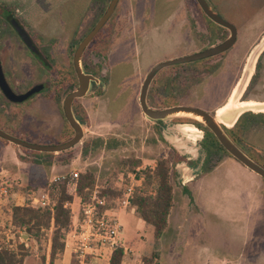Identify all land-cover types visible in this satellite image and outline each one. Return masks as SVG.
<instances>
[{
    "label": "rangeland",
    "instance_id": "374dc122",
    "mask_svg": "<svg viewBox=\"0 0 264 264\" xmlns=\"http://www.w3.org/2000/svg\"><path fill=\"white\" fill-rule=\"evenodd\" d=\"M207 1L236 27L235 45L221 56L160 70L148 92L151 108L182 105L215 116L236 87L243 100L264 103V0ZM109 2L0 0V55L6 77L19 94L37 84L44 85L42 91L16 104L18 123L8 112L0 118L1 130L43 146L65 144L73 138L74 130L63 113V101L78 86L63 84L62 74L73 68L70 48L93 28ZM6 4L12 8L9 16L2 6ZM125 10L132 14L128 25L138 24L131 40L122 42L113 59L108 60L112 39L118 34L107 30L109 47L103 49L94 43L83 55L85 72L101 83L92 82L88 96L73 105L74 112L83 118H77L84 129L82 141L70 150L44 156L0 140V242L19 256L24 254L23 264H42L44 255L48 264L52 232L41 246L27 237H18L21 232L14 230L11 223L13 207H32V197L45 188L51 191L50 200L55 204L61 186L71 182V173L80 176L86 171L95 173L99 191L112 187L123 195L128 187H133L134 194L141 181L132 174L125 175L120 161L139 160L144 169L153 167L160 158L174 163L179 156L184 161L174 165V204L159 241L154 240L153 228L138 218L132 206L122 208L115 201L112 210L122 226L119 242L127 251L122 264H264V180L226 152L211 156L203 167L206 155L200 144L205 133L185 122L193 118L179 114L153 121L142 113L138 101L146 75L159 63L173 60L169 53H200L226 40L230 31L210 23L194 0H119L109 29L126 24L118 21ZM178 10L189 19L191 30L185 35L191 37L189 44L179 30L169 32L171 15ZM18 20L42 49L46 63L20 44L16 29L11 26ZM158 29L161 36L154 40L150 35ZM261 108L264 107L245 109L238 116L237 112L224 114L222 120L232 126H222L232 128L241 115L263 113ZM5 109H9L8 105ZM245 138L246 146L239 148L264 169V116L256 119ZM98 139L105 144L96 145ZM17 157L19 161L24 159L25 164L18 163L16 167L13 163ZM63 176L66 180L52 189L53 180ZM3 189L8 191L6 195ZM70 190L76 193L73 185ZM74 200L69 205V231L83 216L84 206L79 198ZM22 244L24 248H20ZM109 258L110 252L105 251L96 264H108ZM55 264L67 261L62 258Z\"/></svg>",
    "mask_w": 264,
    "mask_h": 264
},
{
    "label": "trees",
    "instance_id": "16d2710c",
    "mask_svg": "<svg viewBox=\"0 0 264 264\" xmlns=\"http://www.w3.org/2000/svg\"><path fill=\"white\" fill-rule=\"evenodd\" d=\"M2 6L4 10L8 12L7 16L12 14L11 6L7 4ZM200 11L210 21V23L216 25L204 14L201 8ZM108 23L94 38L89 47L94 43L103 47V49H107L109 47L110 39L107 37ZM11 26L14 25L11 24ZM76 46L77 44L70 48L71 54L74 53ZM221 55L222 54L215 57ZM103 56L105 57V55ZM62 76L63 79L61 80L63 84L71 83L73 86L78 84L74 68H72L71 72L69 71ZM59 91L60 90L57 89V93H59ZM164 107H167V105H164ZM74 113L80 121H83V118L79 113ZM260 116H264V113L255 114L247 112L239 117L238 121L232 128L222 127L234 143L241 149H244V146H246L247 143L245 135L247 131H249L256 123V119ZM185 122L192 123L205 133V136L200 144L206 155L203 167L207 165L211 156L221 152L228 153L218 142L214 134L202 123L195 119H185ZM104 144L105 141L102 139H98L96 141V145L98 146H102ZM23 150L37 155H55L54 153H40L24 148ZM20 160L25 161L21 158ZM183 161L184 158L179 156L176 158L174 163H172L168 158H160L156 160L153 167H146L144 169H141L142 165L139 160L125 159L120 161L121 168L124 170L126 169L125 175L132 174L135 176L137 181H141V185L132 195L131 206L135 209V213L138 218L153 228V237L155 241H159L163 237L168 227L169 216L175 199L173 178L176 175V172L174 168ZM190 164L194 167L196 166V163ZM48 165L51 166V164ZM73 183V181L64 182L61 186L60 196L56 203L52 206H46L43 208L15 206L12 208L11 223L14 230L21 232L18 237L21 238L26 236L28 240H34L38 246H41L43 240L47 239V234L52 232L48 264H55V262L62 259V256L64 255L66 234L72 226V211L69 205L72 204L75 197H77L80 199L81 205L85 206L89 202L94 189L98 188L97 177L95 173L91 171H86L79 176V179L76 181V193H73L70 190ZM121 195L122 192L120 190L115 188L113 189L112 187H103L100 189V197L106 200V209H114L115 201L118 202ZM24 247V244L20 246V248ZM124 256V249L117 248L112 252L108 264H122ZM24 258V254L19 256L16 251L10 249V247L2 245L0 242V264H23ZM46 259L47 257L44 255L42 257V264H46Z\"/></svg>",
    "mask_w": 264,
    "mask_h": 264
},
{
    "label": "water",
    "instance_id": "95a60500",
    "mask_svg": "<svg viewBox=\"0 0 264 264\" xmlns=\"http://www.w3.org/2000/svg\"><path fill=\"white\" fill-rule=\"evenodd\" d=\"M199 5L204 14L213 21L216 25L226 28L230 31L229 37L221 42L218 45L212 46L200 53L188 56H182L175 58L173 60L164 61L156 65L152 68L148 74L146 75L143 84L141 86L140 94H139V105L142 113L153 121H164L169 117L176 116L179 114L190 116L195 120H198L202 123L206 128H208L216 137L218 142L223 146V148L239 163H241L244 167L249 169L251 172L255 173L259 177L264 180V169L255 163L245 152H243L234 141L228 136L225 130L222 127L216 118V115H212L209 112L195 107L189 106H173L165 109H154L151 108L148 104V92L152 82L154 81L156 75L163 68L187 64L195 61H201L205 59H209L215 57L217 55L223 54L230 50L237 41L238 31L235 26L227 22L223 19L208 3L207 0H195ZM119 3V0H110L109 5L101 16L99 21L94 25V27L83 37V39L77 45L73 56V66L78 79V87L76 90L69 93L64 101H63V113L66 121L74 130L73 138L65 144L61 145H37L33 143H29L18 139L3 130L0 129V137L9 143L16 145L19 148H24L30 151L40 152V153H54L58 154L67 150L72 149L77 144H79L84 138V129L80 121L76 118L73 110V104L76 99L84 98L90 90L92 82L100 84V79L92 74H88L85 72L82 66V59L86 49L89 47L94 38L98 35V33L102 30V28L107 24L109 19L114 14L116 7ZM16 31L21 36V39L25 43V45L34 53H36L42 60L43 56L39 51V48L35 44L32 37L22 28L18 27V23L15 25ZM45 61V60H44ZM0 86L7 96V98L13 102H23L27 100L30 96L39 93L43 90L44 85L40 84L33 88H31L28 92L20 95H16L7 84L5 80V76L2 70L1 61H0ZM238 119V117H237Z\"/></svg>",
    "mask_w": 264,
    "mask_h": 264
},
{
    "label": "built area",
    "instance_id": "2783aa9c",
    "mask_svg": "<svg viewBox=\"0 0 264 264\" xmlns=\"http://www.w3.org/2000/svg\"><path fill=\"white\" fill-rule=\"evenodd\" d=\"M71 181L76 191V181L79 178L78 173H71ZM66 177H58L52 182L53 185L64 182ZM133 187H128L118 204L122 208L131 206ZM3 194L8 193L2 190ZM51 191L47 188L42 189L39 194L32 197L33 208H43L52 206L54 203L50 200ZM106 200L100 197V191L95 188L89 202L82 209V218L78 219L75 229L68 232L65 239V250L71 254V264H94V262L103 257L105 251L110 255L117 248H123L119 242V235L122 232V226L115 215L114 210L106 209ZM124 249V248H123ZM127 252V251H126ZM125 252V253H126Z\"/></svg>",
    "mask_w": 264,
    "mask_h": 264
},
{
    "label": "crops",
    "instance_id": "0c3cea01",
    "mask_svg": "<svg viewBox=\"0 0 264 264\" xmlns=\"http://www.w3.org/2000/svg\"><path fill=\"white\" fill-rule=\"evenodd\" d=\"M122 14L124 16H121L120 19H118V21H119V23H122L124 21L126 24L123 25V27L120 26V25H113L112 26V31L111 32L114 33V34L117 33L118 35L116 37H113V39H112V47H111L110 52L108 54V60H110V59L112 60L113 59V57H114L118 47L120 46V44L122 42L125 43L127 41H130L131 40V35L134 33V31L137 30V28H135V27L138 24H136L135 27L134 26H130V24L128 25V19H129L130 16H132L131 12L128 11V10L126 12V10H125V11H122ZM141 17L142 16H140L139 18H141ZM171 18H173V21L170 23V25H171V27H170L171 29L169 31L170 33H174L173 31H178L179 30L180 32H178V33H181V36L183 38H185L186 34H188V35L190 34L191 27H190V25L188 23L189 19H188L186 13H184L182 10H178V11L174 12L173 15H171ZM163 28H164L163 31H166L164 26H163ZM161 32L162 31H160V29H158L157 31L155 30V31H153V33L150 36L152 38H154V40H157L161 36L160 35ZM190 36H192V35H190ZM190 39H191V37L188 36V38H185L184 40L187 41V44H189ZM169 54L168 55L170 56L169 57L170 59L182 57L183 55L184 56L188 55L185 52H182V54H179V55H175L174 52L169 53ZM88 94H89V92L87 93L86 96H88ZM139 94H140V92H139ZM136 99H137V96L134 97V103H135ZM138 101H139V98H138ZM162 135H163V133H162ZM18 163L19 164H23V165L25 164V163H23V161H21V160L19 161L18 157H17V160L13 164L16 167H18ZM23 237H26V236H23ZM70 257H71L70 252L65 250L64 255L62 256V258L65 261H67V264H71V262H72V258H70ZM94 264H96V261L94 262Z\"/></svg>",
    "mask_w": 264,
    "mask_h": 264
},
{
    "label": "flooded vegetation",
    "instance_id": "af4514ba",
    "mask_svg": "<svg viewBox=\"0 0 264 264\" xmlns=\"http://www.w3.org/2000/svg\"><path fill=\"white\" fill-rule=\"evenodd\" d=\"M107 9V8H106ZM106 11V10H105ZM104 14V13H103ZM113 16V15H112ZM101 18V17H100ZM99 18V19H100ZM112 18V17H111ZM110 18V19H111ZM109 19V20H110ZM99 21V20H98ZM97 21V22H98ZM16 22V21H15ZM19 20H18V27L20 26V27H22L21 25H19ZM96 22V23H97ZM109 22V21H108ZM107 22V23H108ZM95 23V24H96ZM94 24V25H95ZM94 27V26H93ZM12 28H13V30L15 29V27L14 26H12ZM23 28V27H22ZM108 30L111 32L112 31V28H108ZM14 32H15V34L17 35V37H18V39H19V41H20V44H22L23 46H25L29 51H31L26 45H25V43L23 42V40L21 39V36L19 35V33L16 31V30H14ZM31 37H32V35H30ZM32 39L34 40V38L32 37ZM35 42V41H34ZM36 44V43H35ZM0 45H1V43H0ZM78 45V44H77ZM1 46H0V54H1ZM77 48V47H76ZM3 49V48H2ZM76 50V49H75ZM39 51L41 52V54H43L42 53V49L41 48H39ZM32 52V51H31ZM74 53H75V51H74ZM74 53H73V56H74ZM32 54L39 60L40 59V57L36 54V53H34V52H32ZM45 55V54H44ZM45 60H47V59H45ZM0 61H1V55H0ZM48 61V60H47ZM45 62V61H44ZM46 63V62H45ZM1 66H2V70H3V73H4V76H5V80H6V82H7V84L10 86V88H11V90L16 94V95H20V94H24V93H18V88L17 87H13L12 85H11V83L9 82V80H8V78L6 77V75H5V72H4V69H3V65H2V61H1ZM73 68H74V66H73ZM75 71V70H74ZM86 73H88L87 71H86ZM63 75V74H62ZM75 75H76V73H75ZM77 77V76H76ZM78 80V79H77ZM37 85H40V84H37ZM36 85V86H37ZM70 86V85H69ZM77 86H78V84H77ZM35 87V86H34ZM33 88V87H32ZM44 89V88H43ZM30 90V89H29ZM28 90V91H29ZM234 90H235V88L232 90V92H231V95L229 96V99L223 104V106H221L219 109H221L222 107H224L230 100H231V96H232V94H233V92H234ZM28 91H26V92H28ZM25 92V93H26ZM71 93V92H70ZM33 96V95H32ZM31 97V96H30ZM29 97V98H30ZM242 97L243 96H241V98H240V102H248V101H250V100H243L242 99ZM76 100H78V99H76ZM75 100V101H76ZM26 101V100H25ZM24 102V101H23ZM20 103H22V102H20ZM16 104H18V102H13V101H11V100H9L8 98H7V96L5 95V93L3 92V90H2V88H1V86H0V118H2V116H4V114H6V112H8V114L11 116V119H13L15 122H17L18 123V107H16ZM7 105H8V110L7 109H5V108H7ZM74 105V104H73ZM13 107H14V109H13ZM218 109V110H219ZM218 110H217V112H218ZM75 114V113H74ZM76 116V115H75ZM77 118V117H76ZM221 124H223V123H221ZM195 130H197L196 128H194ZM0 140H3V141H6V140H4L3 138H1L0 137ZM7 143H9L8 141H6ZM16 146V145H15Z\"/></svg>",
    "mask_w": 264,
    "mask_h": 264
},
{
    "label": "bare ground",
    "instance_id": "6f19581e",
    "mask_svg": "<svg viewBox=\"0 0 264 264\" xmlns=\"http://www.w3.org/2000/svg\"><path fill=\"white\" fill-rule=\"evenodd\" d=\"M241 96L242 94L239 92V88L236 87L231 96V100L224 107L219 109L218 112L216 113V118L220 124L223 123L227 125L228 127L232 126L231 124L226 123L222 120V116H224V114H228L231 112H237L238 113L237 116H238L245 109L254 110V108H257L259 106L264 107V103L254 101V100H250L248 102H240L239 100ZM259 111L264 113V108H261Z\"/></svg>",
    "mask_w": 264,
    "mask_h": 264
}]
</instances>
